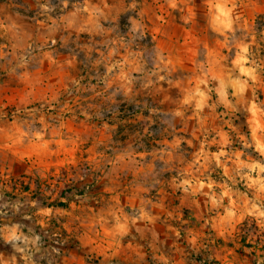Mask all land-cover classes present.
Returning a JSON list of instances; mask_svg holds the SVG:
<instances>
[{"label": "rangeland", "instance_id": "374dc122", "mask_svg": "<svg viewBox=\"0 0 264 264\" xmlns=\"http://www.w3.org/2000/svg\"><path fill=\"white\" fill-rule=\"evenodd\" d=\"M0 264H264V0H0Z\"/></svg>", "mask_w": 264, "mask_h": 264}, {"label": "crops", "instance_id": "0c3cea01", "mask_svg": "<svg viewBox=\"0 0 264 264\" xmlns=\"http://www.w3.org/2000/svg\"><path fill=\"white\" fill-rule=\"evenodd\" d=\"M200 197H197L194 201L198 202ZM212 200H216V199H212ZM214 204L217 203V201L213 202ZM228 215V211L227 209L225 210H221V211H216L215 215H211V218H213V220L215 221V223L221 221L222 219H224V217H226ZM216 224H214V230L215 231H221V228L218 226H215ZM175 243L173 240L170 241V244ZM223 257V256H222ZM225 257V256H224ZM226 258V257H225Z\"/></svg>", "mask_w": 264, "mask_h": 264}, {"label": "trees", "instance_id": "16d2710c", "mask_svg": "<svg viewBox=\"0 0 264 264\" xmlns=\"http://www.w3.org/2000/svg\"><path fill=\"white\" fill-rule=\"evenodd\" d=\"M24 189L26 191H28L29 190V185H25L24 186ZM37 198L40 200V197L37 196ZM41 202L43 204L47 203L44 200H41ZM47 205H49V206H57V207H65L66 206L65 202H63V201H57V200H52V202L48 203Z\"/></svg>", "mask_w": 264, "mask_h": 264}]
</instances>
